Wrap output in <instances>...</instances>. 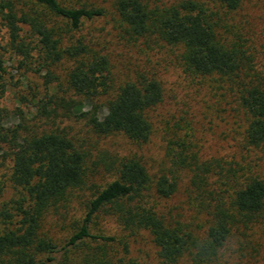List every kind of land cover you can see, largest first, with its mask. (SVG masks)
<instances>
[{"label":"trees","instance_id":"1","mask_svg":"<svg viewBox=\"0 0 264 264\" xmlns=\"http://www.w3.org/2000/svg\"><path fill=\"white\" fill-rule=\"evenodd\" d=\"M247 1L112 0L120 41L173 53L207 90L203 120L226 127L215 152L192 121L157 127L156 74L118 81L92 29L103 5L0 0V197L12 192L0 204V264H142L130 257L142 234L159 264H264V45L241 15ZM12 69L43 86L23 97L29 116L18 108L21 122L7 127ZM65 120L84 122L86 136ZM156 134L165 162L155 170L142 152ZM115 137L139 151L99 150ZM183 184L189 222L163 205Z\"/></svg>","mask_w":264,"mask_h":264},{"label":"rangeland","instance_id":"2","mask_svg":"<svg viewBox=\"0 0 264 264\" xmlns=\"http://www.w3.org/2000/svg\"><path fill=\"white\" fill-rule=\"evenodd\" d=\"M98 5H103L108 10V15L104 18L96 20L92 23V29L96 31V36L102 44V48L109 54L113 63L114 72L118 81L128 78H137L140 74H156L164 83L165 100L163 105L157 112V127L167 121L179 120L181 118L192 121L198 129V138L202 142L209 141L214 151L222 150L221 146H226L224 141V123L217 121L210 125L203 120V112H207V104L210 103L208 92L201 86L194 85L190 79L186 78L177 65L176 57L173 53L159 48L149 49L143 43L128 44L126 41L118 39V32L115 29L114 14L112 10V0H95ZM243 17L249 21L250 25L257 32V47L264 45V34L261 35L260 30L264 26V0H248L242 12ZM5 31L0 26V42ZM14 66H17L14 64ZM10 80L11 88L4 98L3 105L8 108L9 114L3 115L2 120L5 126L11 127L19 122L20 116L17 115L18 108L23 110L26 116L32 110L27 106L23 97L31 99V93L37 88L43 86V79L39 76L27 74L25 72L12 69ZM32 87L33 91L30 90ZM35 93V92H34ZM85 110H90V106H86ZM105 114V111H103ZM160 123V124H158ZM62 128H67L74 135L86 136L84 122H75L65 120L61 123ZM157 131V129H156ZM158 133V131H157ZM95 137L92 136V143H95ZM199 141V142H200ZM165 143L159 134L153 137L150 146L146 147L142 154L145 160L152 168H161L165 162ZM99 150H109L111 152L129 153L131 151H139L132 144L123 138H112L101 141L98 145ZM221 148V149H220ZM1 178V174H0ZM4 182L3 180H1ZM184 185L177 195L169 202L163 205L166 211H172L176 217H181L185 222L190 221V212L186 205V195ZM12 192L5 191L0 197V204L8 202L12 197ZM111 230L115 231L116 227L110 224ZM64 232L61 228L57 229V233L61 236ZM130 257L142 264H159L157 249L152 243L148 234H142L136 239L130 241ZM234 264V261H233ZM244 264V263H243ZM254 264V263H246Z\"/></svg>","mask_w":264,"mask_h":264}]
</instances>
